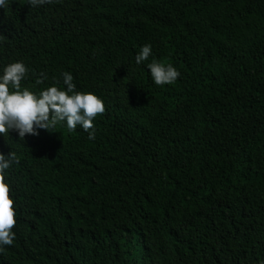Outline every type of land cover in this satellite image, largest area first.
<instances>
[{
	"label": "trees",
	"instance_id": "16d2710c",
	"mask_svg": "<svg viewBox=\"0 0 264 264\" xmlns=\"http://www.w3.org/2000/svg\"><path fill=\"white\" fill-rule=\"evenodd\" d=\"M154 58L175 82L153 83ZM17 60L21 88L70 72L104 111L91 139L0 135V264H264V0H6L0 70Z\"/></svg>",
	"mask_w": 264,
	"mask_h": 264
},
{
	"label": "clouds",
	"instance_id": "9594fccd",
	"mask_svg": "<svg viewBox=\"0 0 264 264\" xmlns=\"http://www.w3.org/2000/svg\"><path fill=\"white\" fill-rule=\"evenodd\" d=\"M50 0H28L30 5H42ZM6 0H0V8ZM151 45L145 43L135 54L136 65L148 59ZM154 84H171L180 75L171 63L152 59L146 65ZM26 66L22 61L5 64L0 70V135L14 131L18 138L25 135H39V130H49L58 122H64L69 132L77 125L93 137V119L104 111L100 97L91 91H78L75 88L70 72H62L63 88L55 84L34 93L28 88H21L20 81L25 77ZM39 82V81H38ZM9 86H11V91ZM93 129V131H89ZM16 162L12 151L0 152V246L12 243L13 233L10 231L15 223L12 201L7 195L5 181L6 171Z\"/></svg>",
	"mask_w": 264,
	"mask_h": 264
}]
</instances>
